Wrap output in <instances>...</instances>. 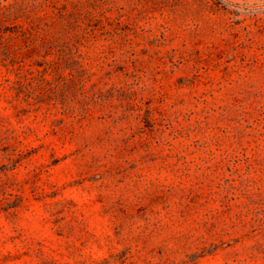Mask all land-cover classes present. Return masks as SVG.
I'll list each match as a JSON object with an SVG mask.
<instances>
[{
    "label": "rangeland",
    "instance_id": "1",
    "mask_svg": "<svg viewBox=\"0 0 264 264\" xmlns=\"http://www.w3.org/2000/svg\"><path fill=\"white\" fill-rule=\"evenodd\" d=\"M0 264H264V0H0Z\"/></svg>",
    "mask_w": 264,
    "mask_h": 264
}]
</instances>
